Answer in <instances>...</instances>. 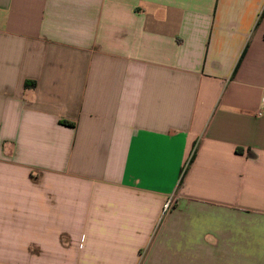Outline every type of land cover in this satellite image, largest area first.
I'll list each match as a JSON object with an SVG mask.
<instances>
[{"label":"crops","instance_id":"crops-1","mask_svg":"<svg viewBox=\"0 0 264 264\" xmlns=\"http://www.w3.org/2000/svg\"><path fill=\"white\" fill-rule=\"evenodd\" d=\"M0 264H264V0H0Z\"/></svg>","mask_w":264,"mask_h":264},{"label":"built area","instance_id":"built-area-1","mask_svg":"<svg viewBox=\"0 0 264 264\" xmlns=\"http://www.w3.org/2000/svg\"><path fill=\"white\" fill-rule=\"evenodd\" d=\"M171 204H172V200L170 199L167 201V203L165 205V210H168L170 208Z\"/></svg>","mask_w":264,"mask_h":264}]
</instances>
